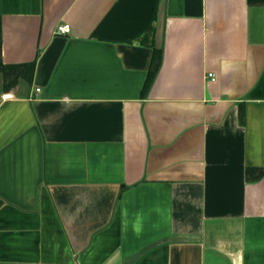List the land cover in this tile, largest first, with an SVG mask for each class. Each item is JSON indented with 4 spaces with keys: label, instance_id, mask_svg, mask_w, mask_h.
I'll list each match as a JSON object with an SVG mask.
<instances>
[{
    "label": "crops",
    "instance_id": "crops-1",
    "mask_svg": "<svg viewBox=\"0 0 264 264\" xmlns=\"http://www.w3.org/2000/svg\"><path fill=\"white\" fill-rule=\"evenodd\" d=\"M0 17V264H264V0Z\"/></svg>",
    "mask_w": 264,
    "mask_h": 264
},
{
    "label": "trees",
    "instance_id": "trees-1",
    "mask_svg": "<svg viewBox=\"0 0 264 264\" xmlns=\"http://www.w3.org/2000/svg\"><path fill=\"white\" fill-rule=\"evenodd\" d=\"M2 52V20L0 17V55ZM157 68L158 65L154 62L152 65V68L149 72V78H148V83H151L155 77V74L157 72ZM13 67L11 66H2V64L0 63V71H4V72H10V70H12ZM32 70H34V65L32 66ZM33 72V71H32Z\"/></svg>",
    "mask_w": 264,
    "mask_h": 264
},
{
    "label": "built area",
    "instance_id": "built-area-1",
    "mask_svg": "<svg viewBox=\"0 0 264 264\" xmlns=\"http://www.w3.org/2000/svg\"><path fill=\"white\" fill-rule=\"evenodd\" d=\"M72 30V27H71V24L70 23H63V24H60L57 26L56 28V32L59 33V34H68L70 33ZM210 76L213 77V75L210 74ZM36 91L37 92H40L41 91V88H36ZM3 98L4 99H11L13 98V94L11 92H8V93H5L3 95Z\"/></svg>",
    "mask_w": 264,
    "mask_h": 264
}]
</instances>
